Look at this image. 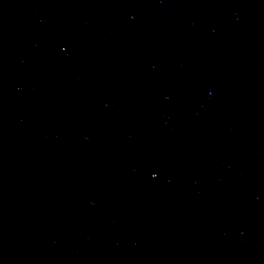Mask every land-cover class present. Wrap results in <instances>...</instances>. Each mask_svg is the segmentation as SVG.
<instances>
[{
  "label": "water",
  "instance_id": "obj_1",
  "mask_svg": "<svg viewBox=\"0 0 264 264\" xmlns=\"http://www.w3.org/2000/svg\"><path fill=\"white\" fill-rule=\"evenodd\" d=\"M0 264H264V0H0Z\"/></svg>",
  "mask_w": 264,
  "mask_h": 264
}]
</instances>
